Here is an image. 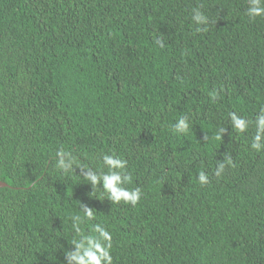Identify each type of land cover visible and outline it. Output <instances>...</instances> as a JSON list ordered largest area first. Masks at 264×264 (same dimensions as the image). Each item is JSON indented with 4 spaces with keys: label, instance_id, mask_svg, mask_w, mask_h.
Segmentation results:
<instances>
[{
    "label": "trees",
    "instance_id": "16d2710c",
    "mask_svg": "<svg viewBox=\"0 0 264 264\" xmlns=\"http://www.w3.org/2000/svg\"><path fill=\"white\" fill-rule=\"evenodd\" d=\"M247 7L0 0V264H66L83 204L95 212L85 230L113 233V264H264V150L228 116L264 107V17ZM182 116L187 133L174 130ZM60 148L104 171L103 154L127 159L138 204H113L78 167L58 172Z\"/></svg>",
    "mask_w": 264,
    "mask_h": 264
},
{
    "label": "clouds",
    "instance_id": "9594fccd",
    "mask_svg": "<svg viewBox=\"0 0 264 264\" xmlns=\"http://www.w3.org/2000/svg\"><path fill=\"white\" fill-rule=\"evenodd\" d=\"M246 15L255 19L264 17V0H248ZM192 20L195 22L197 31H207L211 23L210 17L200 8L192 10ZM163 47V42L158 41ZM213 100L217 93H210ZM231 126L238 133H245L250 126H254L255 134L252 137L251 149L260 152L264 150V107H261L255 116V119H249L233 110L228 113ZM190 128L189 118L180 117L174 125L177 133H187ZM227 128H220L215 135L216 140H220ZM225 161L219 163L215 170L217 177L224 173L227 165H232L233 160L229 155H225ZM103 167L93 168L87 164H82L80 160L71 152L60 148L55 153V168L62 174L76 172L78 167L81 170L79 175L91 183L93 190L99 188L102 194L106 193L104 198H108L113 204L123 201L125 204L135 206L141 199V189L139 187L128 188L126 185L132 184L133 177L127 171L128 160L117 155L115 151L111 154L105 153L102 156ZM198 182L201 186L210 183L208 174L201 170L198 173ZM102 183V188H101ZM99 198V197H98ZM103 200V199H101ZM94 208L82 205V214H72L70 219L73 237L70 244L72 248L65 250L66 264H113V233L103 223H94L85 230L83 225L95 220Z\"/></svg>",
    "mask_w": 264,
    "mask_h": 264
},
{
    "label": "water",
    "instance_id": "95a60500",
    "mask_svg": "<svg viewBox=\"0 0 264 264\" xmlns=\"http://www.w3.org/2000/svg\"><path fill=\"white\" fill-rule=\"evenodd\" d=\"M6 185H7L6 183L0 182L1 187L6 186Z\"/></svg>",
    "mask_w": 264,
    "mask_h": 264
}]
</instances>
